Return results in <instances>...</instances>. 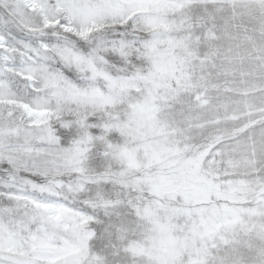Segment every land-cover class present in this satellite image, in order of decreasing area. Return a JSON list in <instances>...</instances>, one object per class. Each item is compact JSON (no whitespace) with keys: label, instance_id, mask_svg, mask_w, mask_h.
Returning <instances> with one entry per match:
<instances>
[{"label":"snow or ice","instance_id":"snow-or-ice-1","mask_svg":"<svg viewBox=\"0 0 264 264\" xmlns=\"http://www.w3.org/2000/svg\"><path fill=\"white\" fill-rule=\"evenodd\" d=\"M0 264H264V0H0Z\"/></svg>","mask_w":264,"mask_h":264}]
</instances>
